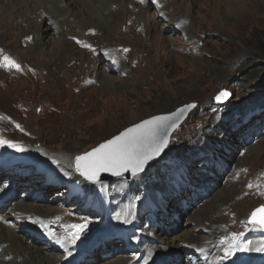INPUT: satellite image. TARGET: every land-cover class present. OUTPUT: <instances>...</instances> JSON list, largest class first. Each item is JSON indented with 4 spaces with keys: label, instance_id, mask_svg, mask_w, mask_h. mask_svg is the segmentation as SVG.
<instances>
[{
    "label": "rangeland",
    "instance_id": "374dc122",
    "mask_svg": "<svg viewBox=\"0 0 264 264\" xmlns=\"http://www.w3.org/2000/svg\"><path fill=\"white\" fill-rule=\"evenodd\" d=\"M158 1H164L167 7H159L150 0H132L128 9L125 7L130 13L120 12L117 20L87 29L77 24V29L69 33V27L58 28L50 33L55 42H48L44 51L30 36L35 26L43 31L39 21L35 20L33 28H29L20 18L14 22L7 19L6 23L0 15V60L9 56L21 66L20 71L0 67V139L23 149L44 148L50 154L66 155V163H51V174L56 173L58 181L41 193L34 192L30 185L29 193L33 195L23 201L40 200L37 203L60 210V215L48 223L52 234L63 238L69 249L78 244L85 230L100 227L102 218L112 217L111 221L119 224V206L131 212L127 223L135 211L140 217L146 215L142 213L146 208L156 213L154 192L168 204L166 213L172 215L179 199H190L192 189V183H177L173 174L178 166L190 179L205 175L210 181L206 182L209 195L200 205L188 202L194 208L189 209L191 212L200 211L203 202L219 194L222 188L229 189L226 201L218 202L211 217L218 219L215 225L224 234L217 236L213 229L204 228L196 229L193 235L220 246L238 245L223 259V264L236 259L246 261L249 244L264 240H251L252 232L248 229L260 227L250 223V217L253 211L264 207V112L261 120L251 116L244 121L248 111L264 107V88H258L260 79L253 81L255 76L264 75V0H193L191 12L178 0ZM137 4L146 10L136 19L129 14L137 9ZM163 7L165 14L178 16L175 20H179L180 27L173 20L156 15V10ZM112 11L117 12L118 8L112 7ZM91 18L96 21L94 14ZM120 25H133L142 34L121 32ZM42 35L45 33L36 32L35 37ZM108 52L120 66L105 65ZM95 64L100 66L94 67ZM106 75L109 77L102 81L101 76ZM223 89L230 93V101L213 103V97ZM193 101L207 107L198 106L199 110L191 113L173 133L166 152L156 161L155 168L150 167V173L129 181L98 183L91 195L68 197L64 190L66 178L74 177L76 156L91 152L142 120L170 113ZM233 113L239 116L231 120ZM13 153L22 154L7 144L0 146V158ZM202 153L208 155L200 159ZM41 162L39 168L31 167V182H41L50 174L38 173V169H50L44 160ZM74 179L84 186L78 175ZM129 185L140 192L133 194ZM173 186H177L178 194L169 189ZM102 203L112 215L103 216ZM187 215L188 212L181 213L183 218ZM85 221L87 227L71 243L75 229L69 226ZM40 225L43 227L42 222ZM152 225L157 227L158 223ZM145 228L151 227L146 224ZM190 228L184 224L175 232L159 231L174 235ZM89 243L87 240L84 246ZM114 246L107 248L116 249ZM54 252L63 253L58 249ZM142 252L145 253L144 249ZM127 257L140 261L136 254ZM96 258L88 264L97 263L99 255ZM188 260L182 254L170 264H187Z\"/></svg>",
    "mask_w": 264,
    "mask_h": 264
},
{
    "label": "bare ground",
    "instance_id": "6f19581e",
    "mask_svg": "<svg viewBox=\"0 0 264 264\" xmlns=\"http://www.w3.org/2000/svg\"><path fill=\"white\" fill-rule=\"evenodd\" d=\"M178 1H180L179 3L186 11H192L193 0ZM131 3L132 0H0V15L1 18L6 19V23L7 19H9V22H14L16 18H20L29 28H33L35 20L39 21L42 24L41 26H43V31H40V27L35 26L34 29L31 30L32 32L30 33V36H32V38L34 37V43L37 46H40L39 50H42L43 48H46V44L53 39V36H50V33H55L58 28L64 29V27H69L67 32L69 33V31H72L71 29H77V24H82L81 27H86L85 29H87L117 20L116 18L122 12L124 15L130 13L126 9H128L127 4ZM156 4L159 7H161V5L167 7L164 1H158ZM221 6L225 7L223 5H220V7ZM112 7L115 9L118 8V11H112ZM135 7L137 9L132 14H129V16L134 14L137 19V17H141V14L144 13L143 9L146 10V7L138 4ZM165 7L156 10V15L167 17V20H173L172 23L176 24L177 27H180L177 23L179 20H175V16H178L174 13H170L171 15L165 14ZM92 14L95 15L96 21H93L91 18ZM132 26L120 25L118 29L121 32L131 31L133 33L142 34V30L137 32L136 30L138 28H135L134 30ZM36 32L45 33V35H42V37H35ZM52 41L55 42L54 39ZM42 51H44V49ZM107 58L110 59L112 63H115L116 67L120 66L112 53L108 52ZM105 65H107L106 62ZM99 66L100 64H95L94 67ZM108 77L109 76L107 75L104 77L101 76V80L105 81ZM132 116L135 117L136 115ZM20 152L28 158L40 157L45 161V164H51L54 160L58 163H66L63 159L66 156L65 154H57L55 152L50 154V151L44 148H34V150L25 148ZM66 152H68V150ZM240 163H242L241 160ZM56 179L57 175L54 173L50 175L48 181H55ZM208 180L209 179L202 178L201 181H204L202 185L205 184V181L210 182ZM9 190H11V193L14 195L11 183L8 182L0 185V211L2 210L0 214V264H79L76 259L64 260L65 255L63 253L58 254V252L56 253L53 249H50L49 245L36 241L39 233H37L32 227L39 225L42 222L44 229L50 233L48 222H51V218L59 216L61 213L60 210L55 207L45 206L34 202H26L23 200L14 202V200L11 199L12 201H8V203L3 196H5L4 193ZM228 191L229 189L222 188V191L219 194L212 196L210 200L206 201L207 203L205 201L203 202L202 208L199 209L200 211L195 210L191 212L189 210L187 216L184 218L180 216L182 218H180L179 223L176 219L170 221V224L177 223L180 227L184 224L185 226L189 224L191 226L190 229H183L181 233H176L174 235H166L157 229L145 230L143 233L145 238L147 240H152V242L147 244L145 248V253L142 256L143 260H145L143 262L145 263L147 261V264H158L154 263L155 256L158 254L162 253L158 259L163 260L171 254L181 256L183 251H186V253L194 254L196 257H198L197 252L201 254L199 259L195 258L196 261L194 263L187 262V264H221V262H223L221 261V258L225 255V249L228 248L229 245L223 244L224 246H220L215 241L202 239V236L200 235L194 236L193 232L196 229L203 230L205 228L210 229V231L213 229L214 234H217V236L224 234V230L215 225L218 219H211V217H213L212 214H214L218 202L222 199L226 201ZM4 203H8V205L2 209ZM126 205L127 203L124 204V206ZM119 208L122 209L120 206ZM8 209L10 210L7 211ZM244 210L245 209H243V211ZM117 213L124 217L129 214L125 209H122L121 213ZM247 214L248 212L245 213L246 216ZM111 226L112 224L109 225V228ZM179 226L178 229L180 228ZM259 229L262 230L261 227H259ZM95 230L96 229H93V227L85 230V234L82 235V241H84L85 238L88 240L89 237L93 236V233L99 232L102 229ZM49 235L52 237V234ZM210 235L212 234L210 233ZM141 237L144 239L143 236ZM153 241L156 242L153 243ZM257 246L264 248L263 243L259 244L257 242H252L249 244L248 247L251 254L246 261L244 259H236L233 262H228L226 264H259V260L257 259L261 255L257 252L259 250H257ZM134 258L135 257L130 258L123 256L115 257L112 259H103L95 264H135L132 261ZM206 258L207 261L204 263Z\"/></svg>",
    "mask_w": 264,
    "mask_h": 264
},
{
    "label": "snow or ice",
    "instance_id": "6c2138e0",
    "mask_svg": "<svg viewBox=\"0 0 264 264\" xmlns=\"http://www.w3.org/2000/svg\"><path fill=\"white\" fill-rule=\"evenodd\" d=\"M141 2L143 3L145 0H141ZM150 2L156 4L158 0H150ZM78 43H81L84 47L91 48L90 45L83 44L81 41H78ZM124 51L127 52L129 50L124 49ZM0 67L15 68L17 71L21 70L20 64L9 56H4L0 60ZM229 95L230 93L221 91L217 95L216 100L226 99ZM186 107L191 108L194 105H187ZM178 111L182 114L184 110L180 109ZM169 119V117L154 116L151 119L134 125V127L126 129L120 135L100 144L91 152L76 156L77 171H82V174L89 180L96 179L100 172L105 171H112L115 175H122L124 172L131 171L133 175H136L143 170L144 165L149 160L158 155L167 146L166 132L162 135L161 130L175 126L174 123H168ZM5 144L16 148L17 151L24 150L11 141L0 139V146H4ZM53 163H57V161L54 160ZM250 223L259 224L264 227V207L252 212ZM69 227L75 229L71 234V243H75L87 227V222L70 225ZM57 242L63 245L62 240L58 239ZM233 247L238 248L239 246L229 245L225 249V255L222 259H226L232 254ZM259 250L264 251V249ZM145 264H147V261Z\"/></svg>",
    "mask_w": 264,
    "mask_h": 264
},
{
    "label": "water",
    "instance_id": "95a60500",
    "mask_svg": "<svg viewBox=\"0 0 264 264\" xmlns=\"http://www.w3.org/2000/svg\"><path fill=\"white\" fill-rule=\"evenodd\" d=\"M222 91H225V90H222ZM227 92V91H226ZM229 93V92H228ZM219 94V93H218ZM217 94V95H218ZM217 95L214 97V101L215 102H220V103H226L227 101H229L231 99V96L229 95L226 99L222 98L220 101H217L216 100V97ZM199 103L193 101V102H189L187 103L186 105L184 106H181L177 109H175L174 111L170 112V113H167V114H159V115H156V116H164V117H169V121L168 123H174L175 126L174 127H169V128H166V129H162L161 130V134L163 135L165 132H166V135H167V145L168 143L170 142V138H171V135L174 133V131L180 127L182 125V123L188 118V116L193 112V110L198 106ZM187 105H194V107H186ZM180 109H183V113L181 114L178 110ZM154 117V116H153ZM152 117L148 118V119H151ZM146 119V120H148ZM144 121V120H142ZM141 121V122H142ZM140 122V123H141ZM139 124V123H138ZM134 127V126H133ZM105 143V142H104ZM167 147V146H166ZM166 147L163 148V150L158 154V155H155L151 160H149L145 165H144V168L142 171L138 172V173H141L143 171H145L149 166H151L162 154L163 152L165 151ZM75 166H76V159H75ZM76 172L80 175H82L85 179H87L88 181H110V180H116V179H121V178H124V179H130L132 178L133 175L131 171H128V172H124L122 175H115L113 174L112 171H105V172H100L98 177L94 180H89L85 175L82 174V171H77V167H76ZM137 173V174H138ZM264 228V227H263Z\"/></svg>",
    "mask_w": 264,
    "mask_h": 264
},
{
    "label": "trees",
    "instance_id": "16d2710c",
    "mask_svg": "<svg viewBox=\"0 0 264 264\" xmlns=\"http://www.w3.org/2000/svg\"><path fill=\"white\" fill-rule=\"evenodd\" d=\"M261 72H262V70H261ZM259 73V72H258ZM257 73V74H258ZM264 75H261V74H259V76H255L254 78H253V81L254 82H256V80H257V82H258V80H259V85H260V87H258L259 89H263L264 88V77H263ZM255 89V88H254ZM253 89V90H254ZM257 92V91H256ZM250 94V93H249ZM251 95V94H250ZM78 178L79 179H81L83 182H86V180L85 179H83L81 176H78Z\"/></svg>",
    "mask_w": 264,
    "mask_h": 264
}]
</instances>
